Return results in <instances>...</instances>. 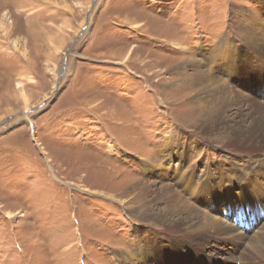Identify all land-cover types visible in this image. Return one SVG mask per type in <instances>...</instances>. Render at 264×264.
I'll list each match as a JSON object with an SVG mask.
<instances>
[{
  "label": "rangeland",
  "instance_id": "rangeland-1",
  "mask_svg": "<svg viewBox=\"0 0 264 264\" xmlns=\"http://www.w3.org/2000/svg\"><path fill=\"white\" fill-rule=\"evenodd\" d=\"M249 39L264 52V0H0V264H141L139 238L166 228L151 216L176 202L183 214L191 203L181 187L176 201L166 192L176 188L173 156L184 150L185 166L218 178L222 138L208 139L201 128L202 87L209 76L229 80L219 66L226 56L214 61L222 46L239 47L251 66L246 56L256 45L242 46ZM255 57L264 64L263 53ZM253 79L257 96L241 83L248 97L219 90L224 101L233 96L228 123L262 112L264 83ZM227 152L238 164L254 161ZM232 186L239 192L236 180ZM251 190L235 207L231 196L233 208L261 201L263 212L264 193ZM262 217L244 215L234 226L253 233ZM231 242L218 245L236 253L245 244ZM219 248L178 260L241 264L221 259ZM260 258L249 262L264 264Z\"/></svg>",
  "mask_w": 264,
  "mask_h": 264
},
{
  "label": "bare ground",
  "instance_id": "bare-ground-1",
  "mask_svg": "<svg viewBox=\"0 0 264 264\" xmlns=\"http://www.w3.org/2000/svg\"><path fill=\"white\" fill-rule=\"evenodd\" d=\"M255 40L256 43L253 45ZM255 45L256 47H253ZM242 46L246 47V49L247 47L255 48V50L250 51L251 54L248 53L246 56L251 66H243L242 57H238L239 47H230L226 49V46H222L220 50L215 51L214 57L218 60L214 61L220 64L221 58L226 56L225 63L219 66L226 67V74H228L229 80L224 81L223 84H219L216 78H211V76H209L205 79V83L202 87V96L204 99H207L206 106L204 105L207 114L205 123L201 124V128L208 139L215 140L216 137L222 138V143L220 142L217 147L221 150L222 157H220L215 164L218 178L213 177L207 167L204 168V171L197 172V168L194 167L195 165L185 166L184 163L188 161L186 160L187 158L185 159L186 155L184 154V150L183 153L180 152L173 156L178 158L177 162H171L172 160L174 161V159L172 156L169 157L171 166L173 164V170L170 169V177L175 180L176 188L168 187L166 192L170 194L171 200H175L178 197V190L181 187V192L191 197V200H189V198L187 199L191 201V203L190 206L184 208L187 210L185 212L192 213L194 216L190 215L187 217L184 211V213L181 214L183 206H181L182 204H180V202H176L172 205L173 208L174 206L176 207L173 210L165 209L151 216L158 221V223L165 224L166 228L163 231V236L155 234V232L151 230L142 238H139L138 246H140V249L138 255L141 257V264H182V260H178L182 255L185 256V259H192L194 254H196L199 259L205 258V250L209 245L220 247L219 249L221 251L224 250L221 259H238L241 264H250L249 261L254 258L261 257L264 259V233L263 235L261 234L264 231V211L260 212L263 202L258 201L256 204H259L256 205L254 209V206H247L246 202L243 201L241 204L242 212L233 208L229 202L230 197L233 196L232 204L235 207L237 204L235 200L248 199L249 197L246 198V195L249 196V187L252 189L251 192L254 193L252 197L259 195L261 192L264 193V123H258V120L264 119V102H258L260 106L256 108L262 112L246 120L248 123L244 121L241 123L240 118H235L234 123H228L224 117V108L231 104L230 99L233 96L226 98V101H224L225 97L218 95L219 90H222V86L233 88L230 93L234 95L236 92L237 95H239L241 93H239L238 89L240 83L244 86L245 90L256 95L255 92H258L259 86L257 84L252 86V81H256L253 77L256 79L261 78L260 81L264 83V64L251 62L255 60V56H259L261 53H263L264 62V52H259L260 47H262L261 43L258 39H249L244 41ZM252 68L258 70L263 69V76L259 77L251 73L253 70ZM263 83H261V85H263ZM241 94L248 97L244 92ZM249 98L252 97L249 96ZM221 112H223V115L219 118ZM241 112L244 117H246V113L243 112L242 109ZM258 131L263 132V136H255ZM257 137L258 139H256ZM229 148H231V152L233 151L236 154L242 155L247 153L252 156L254 160L253 163L245 165L234 162V159L230 156L231 153L229 154L227 152ZM192 149L195 148L193 147ZM260 156H263V158H259ZM255 161H257V164L254 163ZM235 180L238 182V187H240V193L231 192ZM243 185L245 189L241 188ZM185 189H187L186 191L188 192H186ZM257 189L259 190L258 192H256ZM217 191L219 194L217 193V195H214L213 193ZM261 198L264 199L263 197ZM202 200H204L203 204L205 205V211L199 209V204ZM217 201V208L222 210V212L215 209ZM165 205H171V202H167ZM257 209H260V211ZM174 210L175 212H173ZM174 215L179 216L174 217ZM244 215L249 216V218H247L248 220L261 219L263 216L262 222L252 229V231L255 230V232L243 233L241 229L234 226L237 218H241V216ZM259 230H261V232ZM165 238L169 243L165 242ZM175 238L176 241L174 242ZM219 239H225L228 241V244L230 241H242L245 244L244 246L241 245L242 248H240L241 246L239 247V252L234 253L231 252L232 245L229 247L219 246ZM232 242L230 244H232ZM165 252L176 253L174 257L177 258H169L170 260L167 258L164 259ZM172 259H175V261H171ZM210 260L212 261L211 257H209L207 261ZM185 261L186 260H183V262Z\"/></svg>",
  "mask_w": 264,
  "mask_h": 264
}]
</instances>
